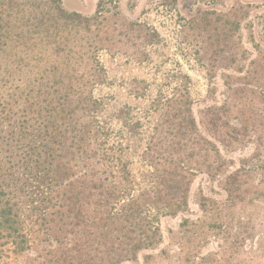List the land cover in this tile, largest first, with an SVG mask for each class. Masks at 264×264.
<instances>
[{
    "label": "rangeland",
    "instance_id": "rangeland-1",
    "mask_svg": "<svg viewBox=\"0 0 264 264\" xmlns=\"http://www.w3.org/2000/svg\"><path fill=\"white\" fill-rule=\"evenodd\" d=\"M194 122L221 152L223 139L251 143L234 144L236 157L254 155L264 142V0H0V167L11 185L0 208L10 194L32 228L23 253L0 231V264H96L93 228L77 208H52L57 192L45 187L55 175L41 154L30 159L35 137L51 135L61 149L65 129L72 138L76 125H96L109 181L123 177L119 158L141 191L151 187V157L186 165L204 157L188 133ZM60 162L83 171L70 158ZM97 168L102 177L105 167ZM216 192L217 183L198 175L186 216L195 220L201 196ZM183 221L164 220V244L129 264H258L261 253L239 246L234 233L208 244L179 230Z\"/></svg>",
    "mask_w": 264,
    "mask_h": 264
},
{
    "label": "trees",
    "instance_id": "trees-1",
    "mask_svg": "<svg viewBox=\"0 0 264 264\" xmlns=\"http://www.w3.org/2000/svg\"><path fill=\"white\" fill-rule=\"evenodd\" d=\"M195 126V122L192 123L191 133H188L193 144L202 145L204 157H188L189 165L171 155L151 157L152 171L145 175L151 187L141 191L133 189V175L119 158L116 159L120 166L118 172L124 173L123 177H117L118 183L109 181L108 176L112 174L107 173V169H112L110 159L106 155L98 158L95 150L92 132L96 125H76L72 138H66L65 129L61 133L62 138L65 137L60 142L61 149L59 146L55 149L51 135L41 140L39 137L33 139L34 146L28 149L33 152L30 159L41 154L42 163L48 161L49 172L55 175L48 177L49 186L45 187L47 195L57 192L50 198L55 200L52 208L65 210L63 214L77 208L76 217L82 218L83 225L93 228L96 264L103 262L102 255H105V264L139 261L143 254L154 252L164 244L163 221L180 215L184 221L179 224V230L193 232L196 239L208 244H218L220 241L216 239L221 235L234 233L239 246L250 245L261 253L258 264L264 261V142H257L254 155L236 157L238 151L233 149L234 144L244 146L251 143L240 138L223 139L224 150L221 152L216 143L200 136ZM234 132L238 135L247 132V128L234 129ZM69 140L71 142L67 145ZM151 140L152 144L154 138ZM153 148L150 145L148 151ZM59 150L66 152L59 155ZM65 158H70L68 163L79 164L83 171L74 173L67 163L60 162ZM200 158L202 168L197 167ZM97 166L105 167L102 177ZM198 175L206 176L208 183H217L219 192L211 197L201 196L200 215L192 220L186 214L190 212L191 186ZM125 180L127 185L120 187ZM9 182L0 167V197L11 186ZM5 198L1 199L0 231L12 238L10 245L14 252L23 253L28 249L32 228L27 227L31 222L26 221L25 226L21 219H31V216L10 194ZM22 212L27 215L24 217ZM145 257L148 260L153 258Z\"/></svg>",
    "mask_w": 264,
    "mask_h": 264
}]
</instances>
